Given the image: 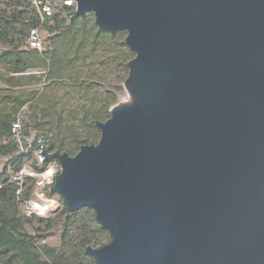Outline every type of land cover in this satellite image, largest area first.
Wrapping results in <instances>:
<instances>
[{
  "label": "water",
  "instance_id": "95a60500",
  "mask_svg": "<svg viewBox=\"0 0 264 264\" xmlns=\"http://www.w3.org/2000/svg\"><path fill=\"white\" fill-rule=\"evenodd\" d=\"M124 32L129 100L48 191L111 235L95 264H264V0H72Z\"/></svg>",
  "mask_w": 264,
  "mask_h": 264
},
{
  "label": "trees",
  "instance_id": "16d2710c",
  "mask_svg": "<svg viewBox=\"0 0 264 264\" xmlns=\"http://www.w3.org/2000/svg\"><path fill=\"white\" fill-rule=\"evenodd\" d=\"M47 2L53 12L50 17L41 21L37 10L28 0H0V63L6 68L5 83L8 89L0 90V99L12 105L10 114L0 112V264H95L93 257L85 254V247L89 245L100 248L111 241V235L96 221L93 209L83 207L70 212L59 196L61 208L56 213L25 218L17 202L18 187L11 181L13 173L26 161L25 157L17 154L11 136V124L23 106H27L22 119L24 130L44 133L50 138L52 147H56L52 134L41 128L46 111L37 112L29 106L36 91L31 90L24 95L12 89L20 88L26 82L34 83L36 79L25 77L24 72L36 66L34 58L38 55H43L46 60L54 56V42L58 38L72 35L74 30L87 31V24L96 30L95 38L107 34L98 30L93 18H90L91 13L77 17L74 8L65 4L64 0ZM33 27L40 28L43 40L41 51L27 46L29 31ZM123 34L124 32H117L111 36L121 39ZM118 43L124 46V39ZM128 53L131 54L129 50ZM128 61L129 59L120 67L127 69ZM111 105L112 101L104 102L90 114L85 113L81 117L86 137L80 141L72 138L79 142L77 149L82 143H95L98 140L99 132L95 121L108 118ZM33 182V178L26 179L22 199L32 192Z\"/></svg>",
  "mask_w": 264,
  "mask_h": 264
},
{
  "label": "rangeland",
  "instance_id": "374dc122",
  "mask_svg": "<svg viewBox=\"0 0 264 264\" xmlns=\"http://www.w3.org/2000/svg\"><path fill=\"white\" fill-rule=\"evenodd\" d=\"M87 27L85 35L80 30H74L72 35L58 38L54 42L55 55L47 60L38 55L34 58L36 66L24 72L25 77L36 79L34 83L26 82L24 86L12 89L24 95L31 90L36 91L29 106L37 112L46 111L42 118V130L52 134L56 147L73 152L79 142L72 138L80 141L86 137L85 124L81 121L85 113L90 114L104 102L112 101L113 105L130 98L124 89L127 69L120 66L131 59L133 53H128L125 44L124 47L118 43L124 39L125 33L121 39L109 33L95 38L96 30L89 24ZM5 78L6 68L0 63L1 91L8 90ZM11 111V103L0 99V112L10 114ZM49 195L59 199L56 193Z\"/></svg>",
  "mask_w": 264,
  "mask_h": 264
},
{
  "label": "built area",
  "instance_id": "2783aa9c",
  "mask_svg": "<svg viewBox=\"0 0 264 264\" xmlns=\"http://www.w3.org/2000/svg\"><path fill=\"white\" fill-rule=\"evenodd\" d=\"M37 10L41 21L51 16L53 9L47 0H28ZM64 3L74 8L72 0H64ZM27 46L37 51H41L43 43L39 27H33L29 31ZM27 106H23L16 114L11 124V136L15 142L16 152L19 156L25 157V162L19 170L13 173L11 181L17 185V202L19 210L25 218L36 216H46L54 214L61 208L59 199L52 198L45 193L60 173L59 162L53 158H42L39 154L43 148L49 147L46 152L51 154L55 148L52 147L50 138L44 133L25 131L22 124L23 112ZM40 165H43L40 167ZM27 178H33L32 192L22 199L24 185Z\"/></svg>",
  "mask_w": 264,
  "mask_h": 264
},
{
  "label": "flooded vegetation",
  "instance_id": "af4514ba",
  "mask_svg": "<svg viewBox=\"0 0 264 264\" xmlns=\"http://www.w3.org/2000/svg\"><path fill=\"white\" fill-rule=\"evenodd\" d=\"M98 130V129H97ZM71 141V140H70ZM72 142V141H71ZM55 149L61 150V151H66V150H62L60 147H55ZM66 152H68L69 154L73 153V151H69L67 150Z\"/></svg>",
  "mask_w": 264,
  "mask_h": 264
},
{
  "label": "bare ground",
  "instance_id": "6f19581e",
  "mask_svg": "<svg viewBox=\"0 0 264 264\" xmlns=\"http://www.w3.org/2000/svg\"><path fill=\"white\" fill-rule=\"evenodd\" d=\"M125 99V98H124ZM129 100V99H128Z\"/></svg>",
  "mask_w": 264,
  "mask_h": 264
}]
</instances>
